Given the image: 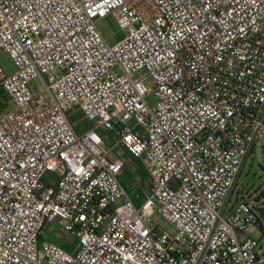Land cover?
Returning <instances> with one entry per match:
<instances>
[{
  "label": "built area",
  "instance_id": "1",
  "mask_svg": "<svg viewBox=\"0 0 264 264\" xmlns=\"http://www.w3.org/2000/svg\"><path fill=\"white\" fill-rule=\"evenodd\" d=\"M0 50V264H264V201L230 200L264 134V0H0Z\"/></svg>",
  "mask_w": 264,
  "mask_h": 264
},
{
  "label": "rangeland",
  "instance_id": "2",
  "mask_svg": "<svg viewBox=\"0 0 264 264\" xmlns=\"http://www.w3.org/2000/svg\"><path fill=\"white\" fill-rule=\"evenodd\" d=\"M98 29L105 37V39L112 43L122 36V32L116 26L114 20L110 16H106L96 23ZM0 66L5 72L11 71V62L7 53L0 50ZM147 80V78L145 79ZM31 90L37 92V82L32 80L30 83ZM151 101L153 99L149 98ZM0 100H4L0 96ZM3 105V104H2ZM69 119L76 130L85 129L88 127V121L83 117L79 109L73 108L69 111ZM110 140L105 141V145L108 146ZM120 181L125 187L126 191L132 195L136 193L137 198H133L135 205H138L142 200V189L146 187L148 177L140 163L139 159H132L130 167H126L120 173ZM244 199L250 202L259 200L264 201V134L259 136L253 145L252 151L246 157V160L241 167V170L237 176L236 182L232 188V194L230 200ZM153 223L157 224L167 231H172L170 224L161 218L157 212H154L151 216ZM40 239L42 241L53 242L59 244L66 250L74 248V237L65 233L56 222H50L45 226ZM260 243L264 242V233L260 237H257Z\"/></svg>",
  "mask_w": 264,
  "mask_h": 264
},
{
  "label": "crops",
  "instance_id": "3",
  "mask_svg": "<svg viewBox=\"0 0 264 264\" xmlns=\"http://www.w3.org/2000/svg\"><path fill=\"white\" fill-rule=\"evenodd\" d=\"M3 104V105H2ZM7 102L5 100H0V112L3 110L5 106H7ZM82 129H78V131H81ZM120 179V178H119Z\"/></svg>",
  "mask_w": 264,
  "mask_h": 264
}]
</instances>
